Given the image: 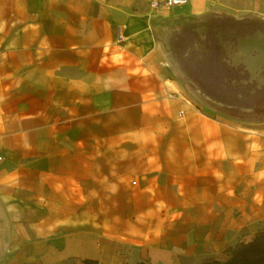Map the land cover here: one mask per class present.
<instances>
[{
	"label": "crops",
	"instance_id": "obj_1",
	"mask_svg": "<svg viewBox=\"0 0 264 264\" xmlns=\"http://www.w3.org/2000/svg\"><path fill=\"white\" fill-rule=\"evenodd\" d=\"M150 1L0 0V264L97 260L134 207L141 254L117 264L225 261L255 237L264 135L198 106L165 36L260 85L264 0H189L170 22Z\"/></svg>",
	"mask_w": 264,
	"mask_h": 264
},
{
	"label": "rangeland",
	"instance_id": "obj_2",
	"mask_svg": "<svg viewBox=\"0 0 264 264\" xmlns=\"http://www.w3.org/2000/svg\"><path fill=\"white\" fill-rule=\"evenodd\" d=\"M186 6L174 9L164 8L159 11L164 12L166 21L170 22L176 17L186 16L184 13ZM173 24L170 22V26L166 28L168 34L165 39L170 40L166 49L171 54L175 50L176 68L180 71L181 82L197 93L196 104L212 117L249 126L257 129L258 134L264 135V85H259L257 79H250L247 82L246 75L241 74V67L234 68L225 65V63H217L215 61L217 57L215 48L194 62H190V58L194 56L192 53L182 57L181 53L188 50V34L186 33L180 41L177 38L178 42L174 47L171 43L174 35L170 30ZM257 86L260 87L257 89ZM253 193L257 200L264 203V190ZM235 209L233 214L238 215L240 213L239 208ZM141 211V207L133 208L134 222L131 228H125L124 224H116L114 232L119 234L115 238L101 237L98 239L99 259L70 257L64 260L62 264H85L83 262L85 259L96 260L97 264H117L122 261L123 257L137 260L141 254L142 238L148 230L147 224H142L140 221ZM245 212L250 218L255 216L259 218L256 223L255 236L260 232L264 233V205L252 204V206L245 208ZM148 225L153 226L155 223ZM97 229L100 232L107 231V228L103 227ZM234 247L235 245L230 249ZM141 262L149 264L146 259Z\"/></svg>",
	"mask_w": 264,
	"mask_h": 264
},
{
	"label": "trees",
	"instance_id": "obj_3",
	"mask_svg": "<svg viewBox=\"0 0 264 264\" xmlns=\"http://www.w3.org/2000/svg\"><path fill=\"white\" fill-rule=\"evenodd\" d=\"M229 256L225 261L209 259L200 264H264V233L260 232L248 243H237L228 249ZM85 264H97L96 260L85 259ZM136 264H146L139 262Z\"/></svg>",
	"mask_w": 264,
	"mask_h": 264
},
{
	"label": "built area",
	"instance_id": "obj_4",
	"mask_svg": "<svg viewBox=\"0 0 264 264\" xmlns=\"http://www.w3.org/2000/svg\"><path fill=\"white\" fill-rule=\"evenodd\" d=\"M188 2L189 0H151L150 7L153 10H159L164 8L174 9V8L186 6ZM117 38H118V42L123 41L122 29L120 26L117 27Z\"/></svg>",
	"mask_w": 264,
	"mask_h": 264
},
{
	"label": "bare ground",
	"instance_id": "obj_5",
	"mask_svg": "<svg viewBox=\"0 0 264 264\" xmlns=\"http://www.w3.org/2000/svg\"><path fill=\"white\" fill-rule=\"evenodd\" d=\"M246 48H242V55L245 53ZM244 56H242V60ZM233 60H237L236 58H234ZM245 62H247V65L249 66V68L252 70L257 64H260L261 62H264V49L261 50V54L256 57V58H248L245 59ZM260 85H264V81L261 80L260 81Z\"/></svg>",
	"mask_w": 264,
	"mask_h": 264
}]
</instances>
